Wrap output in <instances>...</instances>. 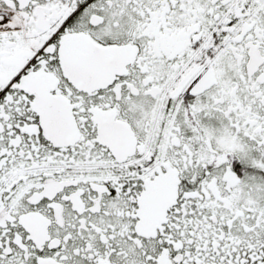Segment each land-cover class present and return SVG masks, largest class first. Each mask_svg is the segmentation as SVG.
Here are the masks:
<instances>
[{
  "label": "snow or ice",
  "instance_id": "1",
  "mask_svg": "<svg viewBox=\"0 0 264 264\" xmlns=\"http://www.w3.org/2000/svg\"><path fill=\"white\" fill-rule=\"evenodd\" d=\"M0 264H264V0H0Z\"/></svg>",
  "mask_w": 264,
  "mask_h": 264
}]
</instances>
